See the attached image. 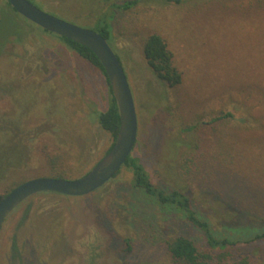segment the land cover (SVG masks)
I'll list each match as a JSON object with an SVG mask.
<instances>
[{
  "label": "rangeland",
  "instance_id": "obj_1",
  "mask_svg": "<svg viewBox=\"0 0 264 264\" xmlns=\"http://www.w3.org/2000/svg\"><path fill=\"white\" fill-rule=\"evenodd\" d=\"M31 1L96 31L101 19H111L110 45L138 116L132 155L166 191L186 192L215 232L234 237L264 230V0H139L129 9L114 7L124 0ZM3 11L22 32L16 42L9 22L0 32V132L10 137V149L15 140L23 142L20 150L33 146L34 159L0 182V194L58 169L81 176L113 143L99 123L112 99L102 69L7 0H0ZM154 33L174 54L179 85L157 77L145 57ZM229 112L234 116L216 120ZM133 178L122 166L88 195L27 199L3 224L0 264H180L164 245L177 234L205 247L181 209L159 204ZM250 250L264 259V240Z\"/></svg>",
  "mask_w": 264,
  "mask_h": 264
},
{
  "label": "trees",
  "instance_id": "obj_2",
  "mask_svg": "<svg viewBox=\"0 0 264 264\" xmlns=\"http://www.w3.org/2000/svg\"><path fill=\"white\" fill-rule=\"evenodd\" d=\"M169 1L181 3L185 0ZM138 2L139 0H124L122 2L114 3L113 5L114 7L129 9L132 6L136 5ZM7 4L17 14H19L8 0ZM101 20L102 21H100L99 25L97 26V31L102 34L110 43L112 37V25L110 23L111 19L110 21H107L106 19ZM7 22H9V24H11L12 26L11 30H8V34L10 33V36L13 37L15 42L21 40L20 33L22 31L18 27L19 25H17L16 21L11 15H9L6 11H3V13H0V32L4 28H6L5 25L7 24ZM40 28L46 33L57 35L69 49L75 51L84 59L94 64L96 67L102 69L107 77L102 63L100 62L97 55L89 47L80 44L72 39L47 31L42 27ZM144 53L153 72L168 86L174 87L182 82L183 75L182 72L174 64V54L169 48L167 41L161 35L154 33L146 39L144 44ZM107 81L110 85L108 77ZM110 90L112 92L111 102L108 108L105 111L101 112L99 115V123L101 127L104 130L108 131L113 137V143L107 149L106 153L113 146L120 128L119 108L111 85ZM229 116L232 117L234 116V114L229 112L217 117L216 120L224 119ZM241 120L245 123L248 122V119L245 118ZM192 128L194 127H191V129ZM15 141L19 142V144L14 145V147H16L15 149H13L14 147L10 149V137L5 133L0 132V182L4 181L10 175L16 174L17 172L21 171V169L30 165V163H32V160L34 159L32 148L33 146H30V150L28 149V151L23 149L20 150L19 146L22 141ZM10 156L14 158V161H11ZM78 157H82V153H79ZM52 161L54 162L55 160ZM24 162L27 163V165H23ZM123 166H126L127 168L132 170L134 175L133 185L137 189L144 191L161 205L167 207H177L181 209L184 212L187 221H189L191 225L195 226L202 232L205 238V247H200L193 239L183 234H177L175 236L164 239L165 248L170 257L175 262L180 264H264V259H259L250 250L252 249L254 244H257V242L264 240V230L256 233L253 236L244 235L242 233H237L234 237L226 234H219L212 229L211 223L208 220L198 215L196 209L194 208L192 198L186 192L178 189L168 192L161 185L155 183L151 175L137 156H129ZM74 171L76 172V169ZM77 171L79 170L77 169ZM120 171L121 169L117 172V174ZM68 173L69 172L66 169H58L54 170V173L47 176L59 178L74 177L67 175ZM24 181L19 180L11 184L6 192L0 194V200L14 187ZM106 184H104L100 188L104 187ZM50 193L55 192H40L31 197ZM241 213L244 215L246 214L243 212ZM242 214L238 215V219H243ZM235 220H237V218H235Z\"/></svg>",
  "mask_w": 264,
  "mask_h": 264
},
{
  "label": "water",
  "instance_id": "obj_3",
  "mask_svg": "<svg viewBox=\"0 0 264 264\" xmlns=\"http://www.w3.org/2000/svg\"><path fill=\"white\" fill-rule=\"evenodd\" d=\"M16 11L47 31L89 47L102 63L116 98L120 128L111 149L84 175L77 178L39 176L14 187L0 200V234L6 218L25 200L40 192L85 196L109 182L132 155L138 139L134 96L122 63L109 41L98 31L66 21L30 0H8Z\"/></svg>",
  "mask_w": 264,
  "mask_h": 264
}]
</instances>
